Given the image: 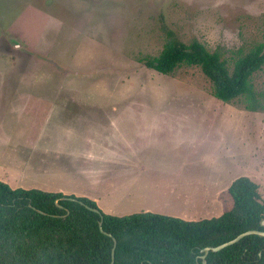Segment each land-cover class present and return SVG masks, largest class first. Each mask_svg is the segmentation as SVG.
Instances as JSON below:
<instances>
[{
    "label": "rangeland",
    "instance_id": "374dc122",
    "mask_svg": "<svg viewBox=\"0 0 264 264\" xmlns=\"http://www.w3.org/2000/svg\"><path fill=\"white\" fill-rule=\"evenodd\" d=\"M169 31L222 49L232 70L233 53L264 43V0H0V181L94 195L115 216L192 207L210 219L230 207L226 191L242 176L264 203V107L217 99L199 67L168 76L147 68L142 60L161 54ZM252 85L264 104V67ZM168 121L178 128L170 138L183 139L170 142V154L101 136L116 122L136 142L156 123L152 135L163 141ZM88 126L96 147L77 138ZM70 151L84 156L75 161ZM101 166L106 174L92 188L79 169Z\"/></svg>",
    "mask_w": 264,
    "mask_h": 264
},
{
    "label": "trees",
    "instance_id": "16d2710c",
    "mask_svg": "<svg viewBox=\"0 0 264 264\" xmlns=\"http://www.w3.org/2000/svg\"><path fill=\"white\" fill-rule=\"evenodd\" d=\"M231 60L232 70L222 49L209 51L197 40L186 44L169 31L161 54L142 62L167 76L183 65L199 67L217 99L243 102L246 110L259 111L264 104L252 77L264 67V43L233 53ZM259 189L250 178L239 177L226 191L231 202L222 215L185 221L152 212L109 215L85 197L14 189L0 181V264H111L113 238L117 241L114 264H202V249L251 230L264 232ZM206 261L264 264V237L246 236L222 251L210 252Z\"/></svg>",
    "mask_w": 264,
    "mask_h": 264
},
{
    "label": "crops",
    "instance_id": "0c3cea01",
    "mask_svg": "<svg viewBox=\"0 0 264 264\" xmlns=\"http://www.w3.org/2000/svg\"><path fill=\"white\" fill-rule=\"evenodd\" d=\"M39 13H41L40 11H39ZM170 121H168V123H165L164 125H165V128H163V131L161 132V133H163L164 131H167L168 133H169V135L167 136L166 135V137H165V139L162 141V140H160V139H158V137H155L156 136V134L155 135H152V132L154 131L155 133L158 131V129L155 127V128H153V126H155L156 125V123H153V126H152V124H150V125H148V123L147 124H145V127L144 128H142L141 130H140V135H139V139L136 141V142H133L132 140H127V139H125V138H123L124 137V132H121L122 131V129H120L118 126H117V123L115 122V123H113V122H111V124L109 125V132H104V131H102L101 132V136H103V137H105V136H107V135H109V137H112L110 140H112L113 141V143H118L117 145H120V146H122V144H124V143H135V145L137 146V147H139V146H141V143L142 142H144V141H148V142H150L151 144H153L154 146H155V148H157V149H164V150H166L167 151V153L168 154H170V142H173V144L174 145H172V146H177V147H181V145H180V140H183L182 138L181 139H179V137L178 138H170V136H173L174 135V132L178 129L177 127H175V124H171L170 125V123H169ZM147 126H149L150 128L148 129L147 128ZM70 129L69 128H67L66 129V131H69ZM143 130L145 131V130H149V132L148 133H143ZM71 131V130H70ZM91 128L88 126L85 130H84V132L83 133H81V134H78V133H76V135H77V138H80L81 137V141L84 143V144H89V143H92V141H91V138H89V135L91 134ZM99 132V131H98ZM89 134V135H88ZM80 135V136H79ZM117 135V136H116ZM114 136H116L115 138H114ZM150 137V139H143V138H146V137ZM117 140V141H116ZM138 141L140 142V143H138ZM187 141V140H186ZM188 142V141H187ZM108 144H109V142H107ZM188 143H190V142H188ZM94 146H95V143H92ZM98 144V146L100 147V145H102V147H103V144H99V143H97ZM96 147V146H95ZM100 149H101V147H100ZM181 149V148H180ZM45 150H47V149H45ZM102 150H103V148H102ZM132 151H134L135 153H136V151L138 152V153H140L138 150H134V149H131ZM179 150V149H178ZM63 153H70L72 156H73V159H75V161L79 158V157H81V156H84V154H82L81 156H78V152H77V154H75L74 153V151H70V152H63ZM63 153H61V155L63 154ZM88 157V156H87ZM108 162H109V159H108ZM141 166H143V165H140V167ZM107 167H104V166H101L99 169H92V170H87V169H79V170H81L82 171V174L84 175V176H86L85 177V179H87L89 182H90V184H91V186H92V188H94L95 186H97V185H99L100 184V182H101V177L104 175L105 176V174H106V171H107ZM133 170H135V169H133ZM105 171V172H104ZM45 174H47V175H50V176H53L54 178H56V179H69V178H72L73 176L72 175H70V174H67V173H65V172H61V173H53V172H45ZM229 188V187H228ZM57 190H60L62 193H64V194H66V195H69V194H67L62 188H58ZM48 191V190H47ZM217 193V192H216ZM221 193H218V195L216 196V199L217 200H219L220 199V195ZM76 196H78V197H87V198H90V196H87V195H82V196H80L77 192H76V194H75ZM216 195V194H215ZM93 196V198H92V200H95V201H97V198L94 196V195H92ZM91 199V198H90ZM223 202V201H222ZM200 203L197 201V204H195V205H193L194 207H196V206H198ZM187 205V204H186ZM216 206H220L221 207V205L220 204H218L217 202H216ZM222 209V208H221ZM185 209H183V211H184ZM194 210L192 209V207L188 210V212L186 213V214H183V213H180V212H175L174 214H172L171 215V217H175V218H179V219H182V220H185V221H199V220H204V219H209V218H205V217H194V216H202V215H204V214H198V213H194L193 212ZM142 212H152V213H156V214H159V213H157V212H153V211H148V210H143ZM224 212V211H223ZM222 212V213H223ZM192 213H193V215L194 216H192ZM214 213H216V215L217 214H219V213H221V212H214ZM222 213L220 214V215H222ZM161 215H164V214H161ZM219 215V216H220ZM115 216V215H114ZM125 216V215H124ZM166 216H170V214L169 215H166ZM219 216H215V217H219ZM212 218H214L213 216H212ZM211 219V218H210Z\"/></svg>",
    "mask_w": 264,
    "mask_h": 264
},
{
    "label": "water",
    "instance_id": "95a60500",
    "mask_svg": "<svg viewBox=\"0 0 264 264\" xmlns=\"http://www.w3.org/2000/svg\"><path fill=\"white\" fill-rule=\"evenodd\" d=\"M84 206L86 208H88V209H91L93 212L100 213V212H98L97 209H92V208H90L87 205H84ZM261 225L264 226V220L261 222ZM102 226H103V218L101 217V222H100L101 231H103ZM107 235L109 237H112V235H110V234H107ZM250 235H259L261 237H264V232L263 231H257V230H251V231L242 233V234L238 235L236 238H234L233 240H231L229 242H226L224 244H221L219 246H216V247L209 246V247H206V248L202 249L201 250V253H202V256H201L202 264H207L206 257L208 256V254L210 252L222 251L223 249L238 243L240 240H242L246 236H250ZM113 242H114V245H113V248H112V262H111V264L115 263V252H116V247H117V241H116L115 238H113Z\"/></svg>",
    "mask_w": 264,
    "mask_h": 264
}]
</instances>
